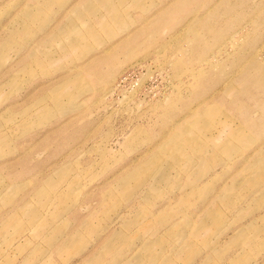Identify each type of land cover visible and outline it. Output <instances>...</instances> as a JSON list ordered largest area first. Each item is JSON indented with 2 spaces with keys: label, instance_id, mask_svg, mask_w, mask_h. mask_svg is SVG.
I'll list each match as a JSON object with an SVG mask.
<instances>
[{
  "label": "rangeland",
  "instance_id": "rangeland-1",
  "mask_svg": "<svg viewBox=\"0 0 264 264\" xmlns=\"http://www.w3.org/2000/svg\"><path fill=\"white\" fill-rule=\"evenodd\" d=\"M48 1L49 30L13 49L35 0H0V264H89L113 233L134 238L118 264H135L186 222L169 264H264V193L217 198L264 143V0ZM68 16L65 46L92 48L54 46L45 73L26 71ZM227 139L238 150L214 162ZM254 222L257 237L236 238Z\"/></svg>",
  "mask_w": 264,
  "mask_h": 264
},
{
  "label": "crops",
  "instance_id": "crops-1",
  "mask_svg": "<svg viewBox=\"0 0 264 264\" xmlns=\"http://www.w3.org/2000/svg\"><path fill=\"white\" fill-rule=\"evenodd\" d=\"M37 0H35L34 3L29 4V5H24L23 8H26L27 6H31L32 9H36V14L38 16L37 20L34 21H30L29 26H26L25 24L21 25L23 28H18L17 26H15V36L13 37L14 40H9L11 43V47L13 49H15L17 46V42L19 43V41H25L28 38H31L32 35L34 36L39 30H42L43 28H46L49 30V27L47 25V23L50 21V15L53 14L50 9L53 8L52 10L56 11L58 6L56 8H54V6L57 4L55 3H50V4H46L43 2H49L48 0H42V2H38L36 3ZM51 5L50 8H48ZM86 4H84L83 6H85ZM88 5V4H87ZM86 5V6H87ZM46 8H48V10H46ZM85 7H83L82 9H76L74 12H83L85 15H87V10L84 9ZM93 15H90V18H93ZM88 18V17H87ZM70 16H68L65 19V22L62 24L63 26L61 28H59L58 30H56L55 32L52 30L48 31V37L47 40H45L44 45H45V50L43 45L41 46H37L35 47L32 51H31V65L26 67V71L30 72L31 74H36V73H45L46 72V68H45V61L46 59H51L52 55H53V51H54V46H58V48L61 51H64L63 54H67L70 52V50H72V48H76V49H83L84 51L87 52V49H91L92 47H90L88 45V47L86 48V44L83 45H79V46H73V47H67L65 46V36L67 35V27H68V23L70 22ZM89 19V18H88ZM18 20V19H17ZM91 23L92 21L89 20ZM93 24V23H92ZM19 25V24H18ZM20 34H23L25 37L20 38ZM20 38V39H19ZM43 40V41H44ZM13 41V43H12ZM42 41V42H43ZM41 42V41H40ZM2 44V43H1ZM7 45V42L5 44L0 45V55L3 54L2 50H5ZM14 45V46H13ZM91 46H93L92 43H90ZM2 46V48H1ZM5 55V53H4ZM55 55H59V52H57L55 50ZM47 62V61H46ZM37 66V67H36ZM249 138L246 140H243V142L245 144L248 143H253L255 141V138L248 134ZM211 141V139L209 138L208 142ZM214 141V140H213ZM227 142H229V139H227L226 141L220 142V146H217L218 150L213 154L212 156V160L215 161H221L223 160V157L221 159L220 154L222 153L223 156L226 157V159H230V157L233 156V152L238 150V146L237 143L234 145L233 149H229V148H220L221 144L225 145ZM191 145H196L194 144V142L190 143ZM200 145V144H198ZM264 143L262 144V146L260 148H258L253 155L249 156L247 159H245L244 161V166L240 167V170L237 172L239 178H237V173H236V178H234V180H236L235 184H231L230 183L228 185V188L224 189L222 194H219V196L217 198H219L220 201H227V200H231V194H233L234 189L236 188V186L239 184L243 186V188L246 191H251V190H258L260 192H262V194L264 193V164L261 163L259 166L257 165V167L259 168L256 171L254 170V164L256 163V161L258 160V158H264ZM213 186H215L214 183H211L209 185V183L207 182L205 187H200L198 184L195 186V189L200 190L202 192L203 195L205 193H207L210 189L213 188ZM143 213V212H141ZM167 215V214H166ZM208 215H210V212L208 213ZM210 222L208 221L207 223H220V221L223 220L222 218V214L220 212H216V213H212L210 216ZM186 222V221H185ZM190 222H186L184 224L178 225V224H173L174 226H170L165 230V234L161 235V236H157L155 237V239H148L145 242H143V244L140 246V250L141 252L136 253L134 255V258L136 259V257L140 256L142 258V264H169L173 262V257L171 256V253L174 252V254H176L178 252V248L177 245L180 244L178 242L184 240L183 243H181L180 245V250L179 252L184 249H187L190 247V243L191 240L189 238H187V234L188 232H190V228H189V224ZM206 223V224H207ZM205 222H201L198 225L200 226H205L206 225ZM132 226V225H130ZM248 228L244 229L242 228L237 234H236V238H244L246 240H248L249 238H251L252 234H249L250 232H254L255 234L253 235L254 238L257 237L259 235V232L262 230L261 226H259L256 222L250 224L249 226H247ZM254 227V228H253ZM201 227H197V232L196 235L198 234V231ZM172 229H178L177 231L175 230V235H172ZM248 231V234H247ZM129 230L128 232V236H130L129 234ZM126 233H124L123 235L127 237ZM115 233H113L112 237L109 238L106 242H104L101 246V249L99 252H97L96 254H94V257L91 259V263L89 262V264H118L119 259L122 257L123 255V250L125 247H127L128 245H130V241L132 239H134L133 237L130 236V240L127 237V240L124 242H120V243H110V240L113 239ZM82 237H80L79 235H74L72 237V240H78V242L76 243V248L77 245L80 244V240ZM183 245V246H182ZM145 249H149V250H145ZM144 251V253L142 252ZM115 254L118 255V259L115 258ZM173 254V255H174ZM170 259L167 260L166 259ZM140 261V262H141ZM135 262V260H134ZM140 262L135 263V264H140Z\"/></svg>",
  "mask_w": 264,
  "mask_h": 264
}]
</instances>
